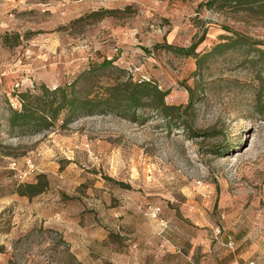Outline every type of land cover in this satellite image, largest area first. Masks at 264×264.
I'll return each mask as SVG.
<instances>
[{"label":"rangeland","instance_id":"rangeland-1","mask_svg":"<svg viewBox=\"0 0 264 264\" xmlns=\"http://www.w3.org/2000/svg\"><path fill=\"white\" fill-rule=\"evenodd\" d=\"M207 2L0 0V264H264V14ZM235 34L256 44L198 66ZM193 45L198 58L169 48ZM106 59L123 72L86 74L79 95L144 77L181 117L9 127L22 93Z\"/></svg>","mask_w":264,"mask_h":264},{"label":"trees","instance_id":"trees-1","mask_svg":"<svg viewBox=\"0 0 264 264\" xmlns=\"http://www.w3.org/2000/svg\"><path fill=\"white\" fill-rule=\"evenodd\" d=\"M209 8L216 4L230 5L245 11H252L264 14V0H208ZM229 30V29H227ZM237 38L230 43L220 44L213 48L212 52L203 55L198 59V66L209 55L221 52L224 48L233 49L237 47L252 48L254 41L242 35L235 34ZM170 49L187 56L198 58L195 53L196 45L190 48ZM255 62L264 66V51H257ZM115 60H103L96 63V67L91 66L83 72L79 78L71 84L59 86L54 90L46 86H41L38 91L25 92L20 95L19 109L11 110L8 119L9 127L21 133L41 132L49 130L57 123L61 122V128L79 117L95 116L102 114H114L131 122L140 121V113L144 110L157 112L164 119L171 121L178 120L181 115V107L168 106L165 103L167 92L159 88L158 85L146 80L144 77L135 79L131 76L127 78L117 77L112 83L106 86H99L98 91L90 92L85 96L78 94L76 90L79 79L86 74L105 70H122L114 65ZM189 91V103L185 107L188 109L194 100V92ZM47 183L38 182L35 184L20 185L17 193L21 196L35 197L45 191Z\"/></svg>","mask_w":264,"mask_h":264},{"label":"built area","instance_id":"built-area-1","mask_svg":"<svg viewBox=\"0 0 264 264\" xmlns=\"http://www.w3.org/2000/svg\"><path fill=\"white\" fill-rule=\"evenodd\" d=\"M235 246H236V243L233 240V238L231 236L228 237L227 242H226V247L228 249H230V250H234L235 249ZM248 264H261V263L256 262V261H250Z\"/></svg>","mask_w":264,"mask_h":264}]
</instances>
